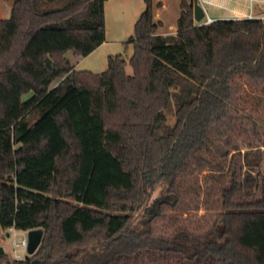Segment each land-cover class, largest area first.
<instances>
[{
    "label": "trees",
    "instance_id": "16d2710c",
    "mask_svg": "<svg viewBox=\"0 0 264 264\" xmlns=\"http://www.w3.org/2000/svg\"><path fill=\"white\" fill-rule=\"evenodd\" d=\"M105 1L12 0L0 19V233L43 231L0 264H264V123L236 105L239 80L264 87V19L200 25L197 0H180L177 32L161 34L144 0L132 74L121 54L76 70L66 53L104 41ZM203 169L218 193L209 228L158 232L157 210L133 224L156 180L158 210L178 208Z\"/></svg>",
    "mask_w": 264,
    "mask_h": 264
},
{
    "label": "rangeland",
    "instance_id": "374dc122",
    "mask_svg": "<svg viewBox=\"0 0 264 264\" xmlns=\"http://www.w3.org/2000/svg\"><path fill=\"white\" fill-rule=\"evenodd\" d=\"M205 1H207L205 3L206 10L210 15L214 16L223 13L210 4L209 0ZM158 2H161L160 6H157ZM11 5L12 0H0V19L9 17ZM257 6L264 5L255 4V8ZM145 7L144 0H123L119 2L117 0H106L104 4V41L85 57L74 59L70 51L66 53L68 57L72 58L73 62L79 61L77 70H89L93 73L103 72L108 66V56L121 54L127 62L126 72L132 74L129 59L133 54V45L129 40L134 35L135 22ZM157 8L164 22V24L158 26L157 32L161 34L176 33V20L180 14V0H153L154 14H158ZM239 82L240 91L236 105L246 111V113H253L254 117L264 123V87L262 85H251L243 79L239 80ZM240 132L237 130L231 133L241 144L242 150H244L246 142H244ZM254 138L256 140V137ZM261 138L264 140V133ZM207 172V169L197 170L194 175H189L185 178L182 183L183 202L178 208L163 206L158 210V202L161 201L159 197L166 187V181L165 179L156 180L154 189L151 190L148 204L137 211L134 215L133 224L138 226L145 225L151 214L157 210L161 215L153 221V228L158 232H170L175 226L180 224L200 230L209 228L215 219L216 212H218V193L216 187L208 181ZM33 234L41 238V232L38 228L33 229ZM11 238L6 230L1 231L0 246L3 247L4 252L10 259H12Z\"/></svg>",
    "mask_w": 264,
    "mask_h": 264
},
{
    "label": "built area",
    "instance_id": "2783aa9c",
    "mask_svg": "<svg viewBox=\"0 0 264 264\" xmlns=\"http://www.w3.org/2000/svg\"><path fill=\"white\" fill-rule=\"evenodd\" d=\"M245 1H247L249 5V12L242 19H261L263 20L264 19V9L259 13H255L254 9H255V4L260 3L264 5V0H245ZM206 2L207 1L205 0H197V3H199L203 7L204 13H205V16H204L205 18H203L199 22L200 25L209 24L215 20L208 15V12L205 8ZM234 19H239V18H234ZM6 231L12 237L11 238L12 259H15V260L24 259V257L28 255L27 253V245H28L27 232L28 230H18L14 227H9L8 229H6Z\"/></svg>",
    "mask_w": 264,
    "mask_h": 264
},
{
    "label": "crops",
    "instance_id": "0c3cea01",
    "mask_svg": "<svg viewBox=\"0 0 264 264\" xmlns=\"http://www.w3.org/2000/svg\"><path fill=\"white\" fill-rule=\"evenodd\" d=\"M119 1H123V0H117V2ZM209 1L208 2L210 4L214 5L218 10L223 12L222 14L219 13L218 15H214V16L208 13V15L215 20L216 19H234V18L242 19L249 12V5L247 1L245 0H209ZM263 9H264V6H257L254 9V11L255 13H259ZM156 11L158 13L159 9L157 8ZM10 12H11V8H10ZM154 20L159 22L160 25L164 24L163 19L161 18V14L159 13L154 14ZM78 62L79 61L73 62L74 69L76 70H77Z\"/></svg>",
    "mask_w": 264,
    "mask_h": 264
},
{
    "label": "water",
    "instance_id": "95a60500",
    "mask_svg": "<svg viewBox=\"0 0 264 264\" xmlns=\"http://www.w3.org/2000/svg\"><path fill=\"white\" fill-rule=\"evenodd\" d=\"M204 16H205V13H204L203 7L199 3L195 2L193 4L194 21L198 23L204 18ZM38 229L41 232V238H42L43 231L40 228ZM27 237H28L27 253L28 255H31L37 250L40 244L41 238L40 237L38 238L36 237V234H33V229L28 230ZM3 253H4V249L2 246H0V254H3Z\"/></svg>",
    "mask_w": 264,
    "mask_h": 264
},
{
    "label": "bare ground",
    "instance_id": "6f19581e",
    "mask_svg": "<svg viewBox=\"0 0 264 264\" xmlns=\"http://www.w3.org/2000/svg\"><path fill=\"white\" fill-rule=\"evenodd\" d=\"M199 23V22H198Z\"/></svg>",
    "mask_w": 264,
    "mask_h": 264
}]
</instances>
